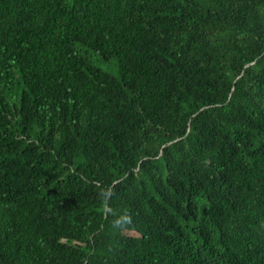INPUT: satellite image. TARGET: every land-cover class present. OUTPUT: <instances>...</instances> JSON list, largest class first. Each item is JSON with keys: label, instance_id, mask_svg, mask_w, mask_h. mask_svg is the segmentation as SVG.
Wrapping results in <instances>:
<instances>
[{"label": "trees", "instance_id": "16d2710c", "mask_svg": "<svg viewBox=\"0 0 264 264\" xmlns=\"http://www.w3.org/2000/svg\"><path fill=\"white\" fill-rule=\"evenodd\" d=\"M0 264H264V0H0Z\"/></svg>", "mask_w": 264, "mask_h": 264}]
</instances>
